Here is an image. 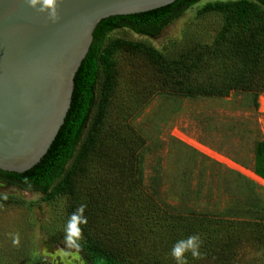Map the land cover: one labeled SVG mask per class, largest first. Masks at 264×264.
<instances>
[{"label":"trees","instance_id":"obj_1","mask_svg":"<svg viewBox=\"0 0 264 264\" xmlns=\"http://www.w3.org/2000/svg\"><path fill=\"white\" fill-rule=\"evenodd\" d=\"M201 1L206 4L199 14L217 12L223 19L210 45L196 43L170 55L145 42L107 39L121 28L155 37ZM126 58L141 60L149 68L143 73L150 81L140 91L143 102L158 91L191 98L245 92L256 101L264 94V0H176L149 12L101 20L75 74L64 123L48 151L21 174L0 171V180L39 192L46 202L64 197L66 221L86 204L88 222L82 226L79 254L90 264H175L170 256L173 244L193 234L203 241L204 258L189 255V264H234L240 249H264V205L253 185L243 215L183 212L163 201L159 208L138 191L144 142L112 118L119 62ZM216 60L222 64L214 68ZM208 72L215 73L212 79L194 77ZM253 172L264 180V140L254 146ZM16 202L8 197L0 199V206Z\"/></svg>","mask_w":264,"mask_h":264},{"label":"rangeland","instance_id":"obj_2","mask_svg":"<svg viewBox=\"0 0 264 264\" xmlns=\"http://www.w3.org/2000/svg\"><path fill=\"white\" fill-rule=\"evenodd\" d=\"M205 4L201 1L185 10L155 37L121 28L107 39L145 42L170 55L196 43L210 45L223 19L217 12L199 14ZM119 64L121 78L112 118L117 126L128 125L144 142L139 151L138 191L145 198L153 199L159 208L163 201L183 212L243 215L249 203L244 199L253 185L264 205V180L253 172L254 146L264 140L260 104L264 94L254 101L245 92L191 98L158 91L143 102L141 92L150 82L143 73L149 68L141 60L127 58ZM212 64L216 68L222 62ZM214 75L194 77L212 79ZM0 193L17 201L0 206V264H90L79 253L66 257L62 252L67 222L64 197L46 202L39 192L2 180ZM16 233L18 246L12 243ZM237 255L234 264H264V249L247 246Z\"/></svg>","mask_w":264,"mask_h":264},{"label":"water","instance_id":"obj_3","mask_svg":"<svg viewBox=\"0 0 264 264\" xmlns=\"http://www.w3.org/2000/svg\"><path fill=\"white\" fill-rule=\"evenodd\" d=\"M175 1L63 0L52 24L24 0H0V171L21 174L46 154L101 20Z\"/></svg>","mask_w":264,"mask_h":264},{"label":"clouds","instance_id":"obj_4","mask_svg":"<svg viewBox=\"0 0 264 264\" xmlns=\"http://www.w3.org/2000/svg\"><path fill=\"white\" fill-rule=\"evenodd\" d=\"M63 0H24L28 8L38 14H46L47 20L55 24L59 20V5ZM29 187H31L29 185ZM6 193H0V199L7 200ZM86 204H80L76 210L71 213L64 227V250L63 254L66 257L77 255L82 250L81 241H83V227L88 222L87 216L84 214ZM14 246L20 244L19 233L12 236ZM203 241L198 234L190 235L184 239L177 240L171 250L170 256L175 264H189V255L193 260L203 259L204 254L201 252Z\"/></svg>","mask_w":264,"mask_h":264},{"label":"bare ground","instance_id":"obj_5","mask_svg":"<svg viewBox=\"0 0 264 264\" xmlns=\"http://www.w3.org/2000/svg\"><path fill=\"white\" fill-rule=\"evenodd\" d=\"M260 104H261V110H263V111H264V98H263V99H261V102H260Z\"/></svg>","mask_w":264,"mask_h":264}]
</instances>
